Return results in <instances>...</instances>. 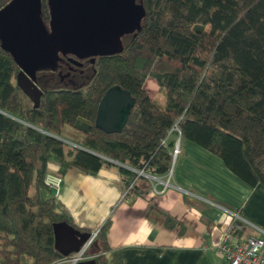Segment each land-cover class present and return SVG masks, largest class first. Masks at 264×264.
Instances as JSON below:
<instances>
[{
	"label": "trees",
	"instance_id": "trees-1",
	"mask_svg": "<svg viewBox=\"0 0 264 264\" xmlns=\"http://www.w3.org/2000/svg\"><path fill=\"white\" fill-rule=\"evenodd\" d=\"M9 1L0 0V9ZM137 1L145 16L140 31L123 36V51L97 56L81 86L42 88L37 108L16 84L19 66L0 48V264H51L65 257L54 247V224L87 230L44 184L50 160L60 175L117 165L123 186L141 194L137 180L146 177L135 170L169 173L175 123L264 193V0ZM48 11L41 0L46 25ZM148 77L163 104L150 97ZM115 85L135 102L121 131L107 133L95 118ZM64 126L82 133L77 146L59 138ZM107 229L105 221L86 249L94 264H108Z\"/></svg>",
	"mask_w": 264,
	"mask_h": 264
},
{
	"label": "crops",
	"instance_id": "crops-1",
	"mask_svg": "<svg viewBox=\"0 0 264 264\" xmlns=\"http://www.w3.org/2000/svg\"><path fill=\"white\" fill-rule=\"evenodd\" d=\"M47 172L60 173L59 164L50 160ZM61 175L57 198L74 223L93 232L108 222V264H229L215 245L231 211L250 222L242 237L264 230V193L183 136L169 176L137 180L141 194L123 186L117 165L96 173L68 167Z\"/></svg>",
	"mask_w": 264,
	"mask_h": 264
},
{
	"label": "water",
	"instance_id": "water-1",
	"mask_svg": "<svg viewBox=\"0 0 264 264\" xmlns=\"http://www.w3.org/2000/svg\"><path fill=\"white\" fill-rule=\"evenodd\" d=\"M47 7L48 25L41 17V0H10L0 9V48L19 66L16 84L34 108L42 95L38 70L53 69L60 54L87 58L121 53L123 36L140 31L145 16L137 0H47ZM134 102L128 90L110 87L99 102L95 126L107 133L121 131ZM53 231L54 247L64 256L77 253L92 235L64 222L54 224Z\"/></svg>",
	"mask_w": 264,
	"mask_h": 264
},
{
	"label": "built area",
	"instance_id": "built-area-1",
	"mask_svg": "<svg viewBox=\"0 0 264 264\" xmlns=\"http://www.w3.org/2000/svg\"><path fill=\"white\" fill-rule=\"evenodd\" d=\"M176 134H173L175 133ZM175 136L174 145L171 150V167L167 176H169L172 166L180 153L181 133L175 123L168 131V135ZM165 141V140H164ZM163 141V142H164ZM138 175L154 180L156 176L146 174L143 170H135ZM62 175L54 172H46L43 182L51 190L52 194L57 197L62 186ZM168 184V180L166 185ZM231 224L221 232L215 245L216 250L220 253L229 264H264V230L258 229L260 236L242 237L238 232L250 224L249 221L242 218L239 214L230 212ZM98 230L92 232L91 238L77 252L68 257L59 259L51 264H77L86 258L85 252L91 244Z\"/></svg>",
	"mask_w": 264,
	"mask_h": 264
},
{
	"label": "flooded vegetation",
	"instance_id": "flooded-vegetation-1",
	"mask_svg": "<svg viewBox=\"0 0 264 264\" xmlns=\"http://www.w3.org/2000/svg\"><path fill=\"white\" fill-rule=\"evenodd\" d=\"M95 59L96 57L78 58L72 54H60L57 64L53 69L46 68L36 72V85L41 90L44 87L40 86V84L48 85L51 82L53 83V87L76 88L81 86L85 82H80L79 80L87 81L94 73L93 65Z\"/></svg>",
	"mask_w": 264,
	"mask_h": 264
},
{
	"label": "rangeland",
	"instance_id": "rangeland-1",
	"mask_svg": "<svg viewBox=\"0 0 264 264\" xmlns=\"http://www.w3.org/2000/svg\"><path fill=\"white\" fill-rule=\"evenodd\" d=\"M126 37L122 38L123 44L125 43ZM56 78V77H55ZM80 82H86V80H79ZM42 87H53V83H49L48 85L40 84ZM145 86L148 89L149 95L152 99H154L158 104H163L164 102V95L160 90L158 84L152 77H148L145 81ZM82 133L79 131L74 130L69 126H64L62 128V132L59 136L61 140H64L65 143H74L81 138ZM89 264H94L92 261H89Z\"/></svg>",
	"mask_w": 264,
	"mask_h": 264
}]
</instances>
